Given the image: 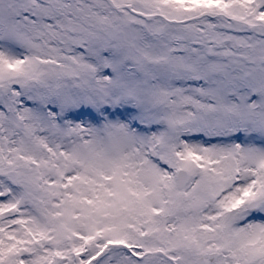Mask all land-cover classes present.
Here are the masks:
<instances>
[{
  "label": "snow or ice",
  "instance_id": "1",
  "mask_svg": "<svg viewBox=\"0 0 264 264\" xmlns=\"http://www.w3.org/2000/svg\"><path fill=\"white\" fill-rule=\"evenodd\" d=\"M0 264H264V0H0Z\"/></svg>",
  "mask_w": 264,
  "mask_h": 264
}]
</instances>
